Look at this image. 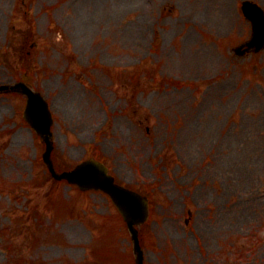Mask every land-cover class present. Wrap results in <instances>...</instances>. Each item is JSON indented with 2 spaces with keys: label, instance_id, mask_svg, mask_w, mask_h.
I'll return each instance as SVG.
<instances>
[{
  "label": "rangeland",
  "instance_id": "rangeland-1",
  "mask_svg": "<svg viewBox=\"0 0 264 264\" xmlns=\"http://www.w3.org/2000/svg\"><path fill=\"white\" fill-rule=\"evenodd\" d=\"M240 2L0 0V84L49 101L59 169L96 155L150 195L146 264H264V49L234 52ZM24 102L0 94V264H134L107 197L46 173Z\"/></svg>",
  "mask_w": 264,
  "mask_h": 264
},
{
  "label": "water",
  "instance_id": "water-1",
  "mask_svg": "<svg viewBox=\"0 0 264 264\" xmlns=\"http://www.w3.org/2000/svg\"><path fill=\"white\" fill-rule=\"evenodd\" d=\"M242 10L245 16L252 21L253 32L251 38L245 42L247 47L241 53L250 49L258 51L264 46V13L260 7L249 1L242 3ZM8 87L23 93L27 97L23 117L45 141V150L42 157L52 176L56 179H66L69 183H74L81 189L93 188L106 192L127 224L133 241L136 264H143L142 251L139 246L135 225L145 221L148 216L147 198L114 183L113 177L108 174L107 167L95 159L85 160L71 170L57 173L50 158L52 150V142L50 140L52 116L48 103L39 92L32 90L23 82H18L11 86L0 85V90Z\"/></svg>",
  "mask_w": 264,
  "mask_h": 264
}]
</instances>
